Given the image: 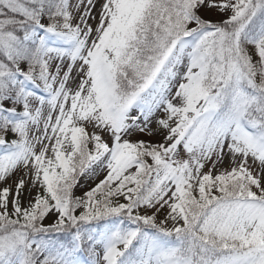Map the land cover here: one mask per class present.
Instances as JSON below:
<instances>
[{
  "label": "snow or ice",
  "instance_id": "snow-or-ice-1",
  "mask_svg": "<svg viewBox=\"0 0 264 264\" xmlns=\"http://www.w3.org/2000/svg\"><path fill=\"white\" fill-rule=\"evenodd\" d=\"M0 264H264V0H0Z\"/></svg>",
  "mask_w": 264,
  "mask_h": 264
},
{
  "label": "rangeland",
  "instance_id": "rangeland-1",
  "mask_svg": "<svg viewBox=\"0 0 264 264\" xmlns=\"http://www.w3.org/2000/svg\"><path fill=\"white\" fill-rule=\"evenodd\" d=\"M82 184H85L86 186H91V181H86V180H82L81 181ZM82 189L81 188H77L76 189V195H81L82 194Z\"/></svg>",
  "mask_w": 264,
  "mask_h": 264
}]
</instances>
